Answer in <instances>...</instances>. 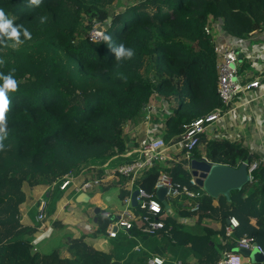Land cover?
I'll return each mask as SVG.
<instances>
[{
  "label": "trees",
  "instance_id": "1",
  "mask_svg": "<svg viewBox=\"0 0 264 264\" xmlns=\"http://www.w3.org/2000/svg\"><path fill=\"white\" fill-rule=\"evenodd\" d=\"M120 1L43 0L39 8L28 9L27 0H0V8L32 34L31 40L22 36L24 42L15 49L6 38L7 47L0 44L4 61L0 73L7 75L15 69L19 81L18 92L9 94L12 111L4 144L11 146L0 152V264H148L146 251L121 261L115 252L94 249L81 239L68 244L69 256H62L59 248L42 253L32 242L35 227L34 231L30 226L20 228L24 225L18 223L15 213L26 203L31 189L51 186L67 173L77 183L89 178H99L102 183L106 161L117 156L109 165L115 166L132 160L134 157L121 154L129 144L140 142L124 127L150 124L149 138L172 144L185 124L223 113L228 106L216 92L213 37L205 33L204 26L213 23L233 39L264 32V0H122L124 6ZM40 16L46 18L44 24L39 22ZM99 25L116 45L124 43L134 49L135 57L117 67L102 37L90 40L87 36ZM147 57L152 74L145 77L140 70ZM153 95L167 103V110L160 109L146 119V105ZM217 134L210 138L201 134L192 157L235 168L242 162L258 161L251 180L231 190L228 198L219 194L198 199L195 214L200 223L220 218L226 225L229 216L238 219L230 238L225 235V225L220 237L210 238L214 232L205 226L207 236L194 238L182 231L175 217L165 219L164 229L154 235L131 230L161 254L174 253L177 245L189 243L195 261L183 259V264H217L222 252L233 251L243 236L252 238L264 252V159L241 141ZM181 154L167 168L155 163L136 184L154 192L155 180L165 172L175 183L195 188L182 167L188 160ZM68 189L72 199L76 197L72 187ZM115 194L120 203L129 189ZM60 195L48 194L46 215L55 211ZM180 202H170L176 214H189ZM96 216V233L107 235L110 219L100 212ZM119 236L130 239L126 234Z\"/></svg>",
  "mask_w": 264,
  "mask_h": 264
},
{
  "label": "built area",
  "instance_id": "2",
  "mask_svg": "<svg viewBox=\"0 0 264 264\" xmlns=\"http://www.w3.org/2000/svg\"><path fill=\"white\" fill-rule=\"evenodd\" d=\"M204 31L206 34H210L213 37L212 49L217 59L216 92L221 102L229 107V104L237 97L252 89L258 88L260 82L258 79H252L249 72L241 69V59L236 45L227 41L228 36L224 35V32L218 26L213 23L207 24L204 26ZM98 33L101 32L97 30L96 26L87 36L90 40H97L101 37ZM219 36L224 37L220 39ZM159 101L162 103L161 100ZM165 106L167 107V103ZM228 107L223 113L216 112L200 116L190 121L188 124H185L180 138L172 144L165 143L162 138L147 137L137 146L133 144L130 147L125 156L134 158L130 161L119 163L114 168V171L119 176L127 180L129 184V194L123 197L121 208H119L118 211L114 212L106 209L101 211V214L110 219L106 227L107 237L116 238L121 233H125L128 237L137 241V244L133 247L134 251L147 252L148 264H164V262H166V258L148 251L141 243L140 238L131 232V230L135 228L142 234L154 235L164 229L166 208L163 202L157 197L156 190L161 188L164 189L165 199L168 202L169 199H177L180 202V199L184 198L182 203L180 202V205L190 212L197 211L199 207V198L211 195L201 186L196 188H191L188 185L181 186L175 183L165 172H161L155 180L154 192H149L139 187L136 184V180L143 176V174L155 163L162 165L163 168H167L168 161L173 160L179 152H184L185 158L190 161L192 158V151L198 144L201 134L204 133L207 137L208 134L211 136L215 128V123L228 113ZM146 108L148 109V114L145 117L146 119L150 118V114L160 111L159 106L154 107L152 103L151 105L148 103ZM261 158L264 159V157ZM242 163L246 165L247 173L251 180V172L258 165V161ZM75 178L73 174L67 173L54 185L60 190H66L71 186L73 192L77 194L97 189L101 183V179L99 178H89L81 183H77ZM191 183H196L193 178L191 179ZM134 190H137L134 198L135 205H133L132 202V193ZM51 192L50 190L45 196L39 199L36 206V221L44 222L46 218L47 196ZM238 225L239 221L237 218L230 216L225 225V235L230 237L234 228ZM235 248L248 250L256 249L264 255L261 246L252 238L246 236L237 240ZM236 261H238V264H242V255L239 252L223 251L217 264H235ZM171 262L172 264H183L180 259Z\"/></svg>",
  "mask_w": 264,
  "mask_h": 264
},
{
  "label": "crops",
  "instance_id": "3",
  "mask_svg": "<svg viewBox=\"0 0 264 264\" xmlns=\"http://www.w3.org/2000/svg\"><path fill=\"white\" fill-rule=\"evenodd\" d=\"M223 37L224 36H219L220 39ZM227 41L236 45V48L239 51V57L241 59V64L245 65L244 68H242V70L249 72L252 76V79H258L260 82V86L258 88H255V89H252L246 92L245 94H242L241 96L234 99L232 103L229 104L228 113L222 118H220L215 123L216 129L218 127L223 128L222 130L219 131L217 136H223L230 140L241 141L244 145L249 147L250 151L256 154L258 153V155L262 157L264 156V32H252L245 39H233L228 36ZM159 108L161 110H164V109L167 110V107L162 108L161 105H159ZM152 122H155V121H152ZM149 127H150V124L142 125L141 123H138L133 127V129H130L129 127H127L126 133L127 134L130 133L131 137L133 136V138H137L139 142H142L149 136L148 134ZM207 138H210V135ZM131 146L132 145L129 144L125 152L121 154L122 157H126L125 154L128 153ZM116 158L117 156H114L113 158L109 159L103 164V166L106 168L105 174L102 178V182L104 185L99 186L97 189H94L95 191L93 195H95V197L98 198V200H100L103 203L102 204L103 208L99 209L100 213L103 209L114 211V212L118 211L119 208H121V202H122L123 197L119 203V199L117 198L115 193L117 190L126 189V188L127 190L129 189L128 183L126 184L124 180H122L121 182V180L117 179L120 176L114 171V168L116 165L109 166L112 160ZM180 158L181 156L177 155L176 157H174L173 160L168 161L167 167L169 166V163L171 161L176 162L180 160ZM195 159L199 160L201 158H195ZM212 164H216V163H212ZM185 168L189 172L190 185L192 184L191 179L193 178L196 183L192 184V186L198 187L199 184L196 181L197 175H194L192 172V168L190 169L187 165ZM104 181H109L110 185L105 184ZM54 184L55 183H53L51 186H44V187L39 186L36 188L35 191L31 190L32 191L30 192L31 196L33 197L37 196V199L35 202H33V199H31L33 197L26 198L27 199L26 203H24L20 207V216L22 214H25L26 212L25 220L27 221V223H29V225L27 226L28 227L30 226V229L33 230V227H35L38 224V222H36L35 220V216H36V206L38 204L39 199L45 196L46 193L49 192L50 190L52 191L51 193L55 195H58L61 193L60 199H59L60 201L57 203L55 211L49 214L51 216L50 218L52 222L50 223L49 221L50 218H48L47 220V223L49 224V228L47 232L49 234L53 233V238L50 240H45V243L46 245L47 244L53 245L57 243L58 244L57 248H59L60 244L58 242L53 241L54 238H57L60 243H63L64 246H66L65 249H67L68 244H70L71 242V239L68 241H64V238H62L63 235L58 233L57 230L59 228H62L63 226L60 220L67 222V218L69 214L74 210L73 208L76 209L77 206L74 204V202H81V201H77L76 197L71 199L72 198L71 193L68 188L65 191H63V190L57 189L56 188L57 186ZM219 194H223V193H219ZM126 195H124V197ZM213 197H216V196H213ZM90 199H91V195H88L87 201ZM166 203L167 205L166 206L164 205L166 208L165 210L166 218L165 219L171 218V217H175V219L177 218L176 220L179 223H181V229L183 232L188 233L190 236L194 238L205 237L207 236V233L204 227L207 226L210 229H212L214 232L212 235H208L210 236V238L212 237L213 239H215V237H220L222 235V232L220 231V229L225 224H223V220H221L220 218L218 220L204 219V222L202 221V223H200L198 221V215L195 214V212L189 211L190 212L189 214H176L174 209L168 210L170 209L171 205L167 200H166ZM34 212H35V216H34ZM97 213H95L96 218L94 222H93V218H92V221H89L87 220V216L84 215L83 218H81L75 226L68 227V229L71 232L70 233L71 237L73 239L83 240L82 236L84 235L82 234V232L84 231L82 229V226L88 223L87 221L92 222V224L95 225L94 230L96 232ZM227 222H228V218L226 219V224ZM121 234L123 235L125 233H121ZM41 237H42V234L39 237H37L36 241L38 242L39 239H41ZM96 238H97V240H95L96 246L94 249H99L107 253L115 252L116 257L119 258L121 261H126L128 258H130L132 254L136 255L137 253H139L133 250L134 245L137 244V241L135 239H132V238L127 239L123 236H119L113 239V238L107 237V235L105 234L102 236L96 237ZM140 241L148 251L154 254H157L158 256L167 258L169 260H172L169 257L175 254V252L178 253V248H175L174 253H170V251L168 250L160 255V253H157L156 251H154L153 247L148 246V244H150L148 240H145V239L143 240V238H141ZM161 243L162 242H160V244ZM189 246H190L189 243L188 245H186V247H184L183 245H180V251H181L182 257L180 256L178 258H182L187 261L194 262L196 255L194 256V253L192 252V250L188 249L190 248ZM167 254H169L170 256L168 257ZM165 255L167 256L165 257ZM64 256H68V252H66ZM249 261L251 262L250 258L244 256L243 262H249ZM164 264H171V263L164 262Z\"/></svg>",
  "mask_w": 264,
  "mask_h": 264
},
{
  "label": "rangeland",
  "instance_id": "4",
  "mask_svg": "<svg viewBox=\"0 0 264 264\" xmlns=\"http://www.w3.org/2000/svg\"><path fill=\"white\" fill-rule=\"evenodd\" d=\"M134 0H129V3H131V2H133ZM120 6H124L123 4H124V2L121 0L120 1ZM99 26H101V25H99ZM102 27V26H101ZM103 29V28H102ZM90 32V31H89ZM88 32V33H89ZM99 32H101L102 33V31H99ZM87 33V34H88ZM152 65H151V59H150V57H147L145 60H144V64H143V66H142V68H141V70H140V72L145 76V77H147V76H151V74H152ZM151 99H150V101H149V103L151 102L152 103V106H154V107H157V106H159V104L161 103L154 95L153 96H151L150 97ZM155 98V99H154ZM151 103H150V105H151ZM165 102H162L160 105L162 106V108H166V106H165ZM174 104V103H173ZM223 120V119H222ZM222 120H221V122H222ZM218 125V124H217ZM217 127V126H216ZM126 129H127V127H124V131H126ZM223 128H220V127H218L217 129H215V131H213L212 132V135L215 133H219V131L220 130H222ZM225 129V128H224ZM209 136V135H208ZM211 137V136H210ZM6 146V149H9L10 148V146L11 145H5ZM182 152H179V153H177L176 155H182L181 154ZM258 154V153H257ZM262 157H264V156H262ZM192 158H194V157H192ZM191 158V159H192ZM207 159V158H206ZM208 160V159H207ZM208 161H210V160H208ZM190 162H191V160L190 161H188V163H187V165H188V167L191 169V166L189 165L190 164ZM182 167L183 168H185L186 167V164H183L182 165ZM186 169V168H185ZM107 171H108V169H107ZM189 174V173H188ZM64 176V175H63ZM62 179V177L60 178V180ZM117 179H120L119 177L117 178ZM187 179H188V175H187V177H185V182L187 181ZM60 180H58L57 182H59ZM119 181V180H118ZM103 183V182H102ZM101 183V184H102ZM104 183L105 184H108L109 183V181H104ZM101 186V185H100ZM196 188V187H195ZM32 190V189H31ZM31 190H29V192H28V194H27V197H33V196H31V194H30V192H32ZM91 191L92 190H89V191H85L88 195L90 194L91 195V199L90 200H88V201H86V202H74V204L77 206L76 207V209L75 208H73L74 210L69 214V216H68V218H67V222H64L63 220H60V222L63 224V226H62V228H59L57 231H58V233H60V234H62L63 236H62V238H64V241H68V240H70L71 239V242L72 241H74V239L71 237V235H70V230L68 229V227H71V226H75L76 224H77V222L81 219V218H83V216L85 215V216H87V220H89V221H92V218H93V222L95 221V213H96V209L97 208H103V206H102V202L100 201V200H98V198H96L95 197V195H93V193H91ZM81 193V192H80ZM80 193H77V194H75L76 196L78 195V194H80ZM228 194L229 193H227V195L226 194H224L223 193V195L226 197V198H228ZM18 197H20V196H18ZM31 199H33V202H35L36 201V199H37V196H34L33 198H31ZM72 199V198H71ZM169 202H171V200L169 199ZM33 205V204H32ZM171 205V204H170ZM4 206V205H3ZM34 206V205H33ZM173 208H172V206L170 207V210H172ZM31 212V211H30ZM19 215V217H18V223L19 224H21V225H24V226H21L20 228H26V226L27 225H29V223H27V221L25 220V215H26V212H25V214H22L21 216H20V211L19 210H17L16 211V213H15V215ZM34 216H35V212H34ZM51 216L50 215H46V218H45V220H44V222H39V221H36V222H38V224L35 226V233H33V240H32V242H33V244H34V246L36 247V249L37 250H39L40 252H42V253H47V252H49V251H51L52 249H54V248H57V243H55V244H53V245H49V244H47L46 245V243H45V240H50V239H52L53 238V233H51V234H49L47 231H48V228H49V224L47 223V220H48V218H50ZM35 218H36V216H35ZM36 220V219H35ZM49 221H50V223L52 222L51 221V218L49 219ZM89 221H87L88 223H86V224H84L83 226H82V229H83V231L84 232H82V234L84 235V236H82V238H83V243L84 244H86L87 246H90V247H92V248H95V246H96V244H95V240H97V238L96 237H99V236H102L103 235V233H96L95 232V225H93L92 224V222H89ZM26 231V230H25ZM42 234V237H41V239H39V241L37 242L36 241V239H37V237H39L40 235ZM96 238V239H95ZM228 238H230V237H228ZM77 240H79V239H77ZM94 240V241H93ZM53 241H55V242H58L59 244H60V246H59V249H60V253H61V255H65L66 254V252H68V256L70 255V253H69V251H67V249H65L66 248V246H64V244L63 243H60L59 242V240L57 239V238H54L53 239ZM61 241V240H60ZM68 243V242H67ZM67 243H66V245H67ZM177 248H178V253H176L175 252V254H173L171 257H169L170 255L169 254H167L168 255V257L170 258V259H173V260H183L182 258H178V257H180L181 256V251H180V245H177ZM158 253V252H157ZM160 255H161V253H160ZM167 255H165V257L167 256ZM182 257V256H181ZM242 262H243V259H242ZM242 264H248L247 262H243Z\"/></svg>",
  "mask_w": 264,
  "mask_h": 264
},
{
  "label": "clouds",
  "instance_id": "5",
  "mask_svg": "<svg viewBox=\"0 0 264 264\" xmlns=\"http://www.w3.org/2000/svg\"><path fill=\"white\" fill-rule=\"evenodd\" d=\"M43 3V0H27V8L35 9L39 8ZM41 24L46 22L44 16L38 17ZM102 37V40L107 47L112 51L115 56L116 66L119 67L121 64L127 61H131L136 53L135 50L126 47L124 43L116 45L112 37L108 34L98 33ZM23 36L24 40H31L32 34L27 27L23 24L17 25L13 18H10L3 8H0V44L7 47L4 38L7 41H12V47L15 49L17 46L22 44L24 41L21 39ZM4 61L0 59V65H3ZM15 69L7 75L0 73V152L5 151L4 141L8 138V116L12 111V99L10 93L15 94L19 90V81L15 78ZM238 264V261L235 262Z\"/></svg>",
  "mask_w": 264,
  "mask_h": 264
},
{
  "label": "water",
  "instance_id": "6",
  "mask_svg": "<svg viewBox=\"0 0 264 264\" xmlns=\"http://www.w3.org/2000/svg\"><path fill=\"white\" fill-rule=\"evenodd\" d=\"M110 20V18H109ZM98 31H102L101 26H97ZM192 172L197 175L196 181L199 186L203 187L210 195L217 196L219 193H227L232 189H239L242 185L250 180L247 173L246 165L240 163L238 167H232L226 164H212V162L205 160L204 158L195 159L192 158L190 162ZM137 190L132 193V202L135 205V195ZM156 195L166 206L165 190L157 189ZM88 194L81 192L76 196L77 201H87ZM99 208L96 209V213L99 212ZM233 251H237L245 257H249L251 262L259 264L264 261V255L256 249L248 250L243 248H234Z\"/></svg>",
  "mask_w": 264,
  "mask_h": 264
}]
</instances>
